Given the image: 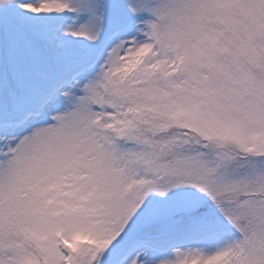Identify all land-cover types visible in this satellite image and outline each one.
I'll return each mask as SVG.
<instances>
[{
  "label": "snow or ice",
  "instance_id": "snow-or-ice-1",
  "mask_svg": "<svg viewBox=\"0 0 264 264\" xmlns=\"http://www.w3.org/2000/svg\"><path fill=\"white\" fill-rule=\"evenodd\" d=\"M0 264H264V0H0Z\"/></svg>",
  "mask_w": 264,
  "mask_h": 264
}]
</instances>
